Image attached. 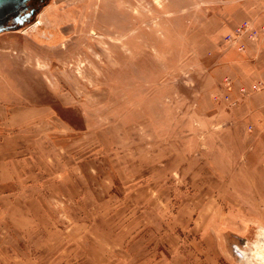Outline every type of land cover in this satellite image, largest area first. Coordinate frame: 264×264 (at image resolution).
Wrapping results in <instances>:
<instances>
[{
	"label": "rangeland",
	"instance_id": "rangeland-1",
	"mask_svg": "<svg viewBox=\"0 0 264 264\" xmlns=\"http://www.w3.org/2000/svg\"><path fill=\"white\" fill-rule=\"evenodd\" d=\"M37 1L0 32V264H236L264 224V43L225 37L264 0Z\"/></svg>",
	"mask_w": 264,
	"mask_h": 264
},
{
	"label": "built area",
	"instance_id": "built-area-1",
	"mask_svg": "<svg viewBox=\"0 0 264 264\" xmlns=\"http://www.w3.org/2000/svg\"><path fill=\"white\" fill-rule=\"evenodd\" d=\"M226 42L236 48L237 51H246V40L257 41L264 40V23L256 24L251 20H245L232 31L228 32L225 37ZM225 84L231 86L229 77L224 78ZM263 86L261 83H254L251 90H260ZM249 88L240 87V92L244 94L248 92Z\"/></svg>",
	"mask_w": 264,
	"mask_h": 264
},
{
	"label": "clouds",
	"instance_id": "clouds-1",
	"mask_svg": "<svg viewBox=\"0 0 264 264\" xmlns=\"http://www.w3.org/2000/svg\"><path fill=\"white\" fill-rule=\"evenodd\" d=\"M232 255L236 264H264V224L257 225L254 239L234 246Z\"/></svg>",
	"mask_w": 264,
	"mask_h": 264
},
{
	"label": "water",
	"instance_id": "water-1",
	"mask_svg": "<svg viewBox=\"0 0 264 264\" xmlns=\"http://www.w3.org/2000/svg\"><path fill=\"white\" fill-rule=\"evenodd\" d=\"M28 0H0V32L18 29L24 20L20 17L21 9L27 7ZM13 19V23L8 22Z\"/></svg>",
	"mask_w": 264,
	"mask_h": 264
},
{
	"label": "flooded vegetation",
	"instance_id": "flooded-vegetation-1",
	"mask_svg": "<svg viewBox=\"0 0 264 264\" xmlns=\"http://www.w3.org/2000/svg\"><path fill=\"white\" fill-rule=\"evenodd\" d=\"M34 1L35 0H28L27 7L25 9H21L20 17H22V19H25V20H24L23 25H20L18 28H21L26 23H27L26 25H28V23L31 21V19L35 18V15L38 11V7H37V5L32 4ZM37 3H38V1H37ZM8 22L13 23V19L9 20Z\"/></svg>",
	"mask_w": 264,
	"mask_h": 264
},
{
	"label": "crops",
	"instance_id": "crops-1",
	"mask_svg": "<svg viewBox=\"0 0 264 264\" xmlns=\"http://www.w3.org/2000/svg\"><path fill=\"white\" fill-rule=\"evenodd\" d=\"M249 41H251V40H249ZM252 42H254V41H252ZM262 42V44L264 43V40H262L261 41ZM247 47V46H246ZM262 48H264V45H263V47ZM247 49V48H246ZM239 53L237 54L238 56H241L243 53H246L247 52V50L246 51H244V52H241V51H238ZM241 59V58H240Z\"/></svg>",
	"mask_w": 264,
	"mask_h": 264
},
{
	"label": "bare ground",
	"instance_id": "bare-ground-1",
	"mask_svg": "<svg viewBox=\"0 0 264 264\" xmlns=\"http://www.w3.org/2000/svg\"><path fill=\"white\" fill-rule=\"evenodd\" d=\"M33 20H34V19H31V21H30V22L32 23V22H33ZM26 24H27V23H26ZM26 24H25V25H26ZM25 25H24V26H25ZM22 27H23V26H22Z\"/></svg>",
	"mask_w": 264,
	"mask_h": 264
}]
</instances>
